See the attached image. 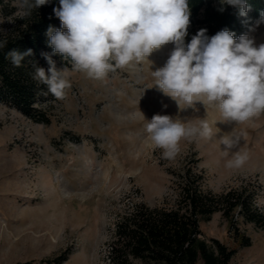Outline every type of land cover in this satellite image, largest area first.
Returning a JSON list of instances; mask_svg holds the SVG:
<instances>
[{
    "label": "rangeland",
    "instance_id": "1",
    "mask_svg": "<svg viewBox=\"0 0 264 264\" xmlns=\"http://www.w3.org/2000/svg\"><path fill=\"white\" fill-rule=\"evenodd\" d=\"M214 4L223 6L221 0ZM0 17L6 19L0 25L12 23V15L0 12ZM191 30L190 23L185 45ZM247 34L259 46L264 24ZM174 47L171 42L162 45L104 80L70 72L72 86L65 98L38 106L48 122L31 120L0 103V264H56L61 255V264H106L119 216L135 204L172 206L177 196L172 181L197 158L203 190L247 185L254 206L264 212V113L243 124H228L213 105H178L153 76ZM157 114L194 126L203 119L213 135L182 139L176 158L163 159L162 149L145 131ZM231 131L242 134L239 147L249 154L239 169L226 167L231 154L224 156L220 142ZM237 226L250 237V246L239 245L219 212L200 222L203 238L236 249L230 264H264V227L241 218Z\"/></svg>",
    "mask_w": 264,
    "mask_h": 264
},
{
    "label": "clouds",
    "instance_id": "2",
    "mask_svg": "<svg viewBox=\"0 0 264 264\" xmlns=\"http://www.w3.org/2000/svg\"><path fill=\"white\" fill-rule=\"evenodd\" d=\"M51 0H14L21 18ZM222 5L238 9V16L248 18L252 6L248 0H221ZM219 11L223 12L224 7ZM61 27L49 26L45 35L52 54L41 53L47 70L34 64L32 79L47 87L55 99L62 100L71 88L70 72H81L95 80L142 61L162 45L173 43L166 64L153 72L156 85L186 108L195 109L196 102L218 108L222 121L243 124L264 113V43L255 45L248 34L235 37L228 29L208 37L200 29L185 45L190 24L188 0H59L53 8ZM6 19L0 17V23ZM264 24V10L249 31ZM66 29L67 31H64ZM0 31H4L0 29ZM5 32V31H4ZM8 41L0 39V50ZM60 54L71 68L58 69L52 55ZM32 49H13L6 54L13 67L23 66ZM151 142L162 149V158L173 160L185 138H211L212 128L203 119L199 126L169 115H154L145 126ZM241 136L231 131L220 138L223 154L231 158L226 167L239 169L249 154L241 149ZM235 150V151H233Z\"/></svg>",
    "mask_w": 264,
    "mask_h": 264
},
{
    "label": "trees",
    "instance_id": "3",
    "mask_svg": "<svg viewBox=\"0 0 264 264\" xmlns=\"http://www.w3.org/2000/svg\"><path fill=\"white\" fill-rule=\"evenodd\" d=\"M215 0H188L192 30L186 45L202 28L211 37L228 29L235 37L247 34L259 13L264 10V0H248L252 10L248 18L238 16V9L223 5L224 11L214 4ZM14 0H0L2 15H12L11 24L0 25V39L8 43L0 50V103L6 104L22 116L34 121L48 122L39 105L53 99L47 87L32 79L34 64L47 70L49 67L41 53L52 54L48 46L46 30L51 25L61 27L53 8L59 0L39 7L28 18H21ZM67 31L66 29H63ZM17 49L33 50L23 66L16 68L6 54ZM57 64L71 65L60 54L52 55ZM198 158L185 167L172 181L177 196L172 206L149 207L135 204L130 211L119 216L113 237L108 243L106 264H230L236 249L227 247L216 238L205 239L200 229L201 221H208L214 213L227 220L228 228L241 247L251 244L249 236L237 226V218L256 227H264V212L254 206L253 191L247 185L229 187L220 192L202 189L203 177L197 169ZM173 174V172H172ZM65 255L57 257L61 264Z\"/></svg>",
    "mask_w": 264,
    "mask_h": 264
}]
</instances>
